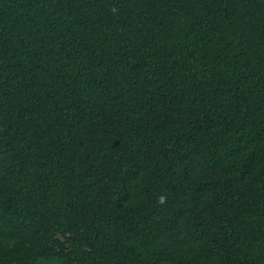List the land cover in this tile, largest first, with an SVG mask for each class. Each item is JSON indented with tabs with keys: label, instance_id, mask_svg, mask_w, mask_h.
<instances>
[{
	"label": "trees",
	"instance_id": "obj_1",
	"mask_svg": "<svg viewBox=\"0 0 264 264\" xmlns=\"http://www.w3.org/2000/svg\"><path fill=\"white\" fill-rule=\"evenodd\" d=\"M0 264H264V0H0Z\"/></svg>",
	"mask_w": 264,
	"mask_h": 264
}]
</instances>
